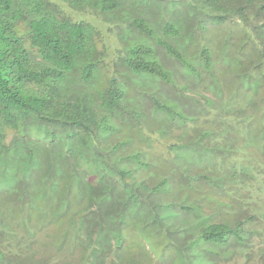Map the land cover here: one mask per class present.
Segmentation results:
<instances>
[{
	"label": "trees",
	"instance_id": "trees-1",
	"mask_svg": "<svg viewBox=\"0 0 264 264\" xmlns=\"http://www.w3.org/2000/svg\"><path fill=\"white\" fill-rule=\"evenodd\" d=\"M259 1L0 0V203L62 231L59 264H264ZM229 20L236 50L190 54ZM34 247L0 264H52Z\"/></svg>",
	"mask_w": 264,
	"mask_h": 264
},
{
	"label": "rangeland",
	"instance_id": "rangeland-1",
	"mask_svg": "<svg viewBox=\"0 0 264 264\" xmlns=\"http://www.w3.org/2000/svg\"><path fill=\"white\" fill-rule=\"evenodd\" d=\"M165 2L167 1H172V0H163ZM264 5V1H259L256 3L255 7H261ZM252 12H259V16L260 18L264 16V10L262 9V11L260 10V8H255L254 11ZM166 19H170L172 18V16L169 13H166L165 16ZM101 19H103V17H101ZM172 20V19H171ZM121 27L118 26L116 27V29H120ZM199 35L202 34L201 32L198 33ZM203 41L201 42H197L196 45H191L188 47L190 54L193 53V55H196V57L199 56L200 50L202 48L203 43L206 41V44H210L211 47H215V52H224V45L227 41V39H229L230 43L228 45L229 48H227V51H232V50H236L237 47L239 46V43L241 42V40L243 39V35H240V29L238 27V24L233 20H229L227 22V24H225L222 27H213V26H208L207 27V31L204 32L202 35ZM205 44V43H204ZM160 54L163 58V61L166 63V65L172 70V71H177L179 72V74H181L180 72V64L178 62H176V60L172 59V58H168L167 54H166V49L165 48H160ZM204 70V68H203ZM205 71V70H204ZM209 79V75L205 74L204 78L200 81H193V84L191 86V88H193L195 90V92H197L198 94H205V86H206V82ZM160 86V91L154 93L155 97H160L161 95H159V93L162 91H165L167 93H172L170 91V88L167 85H159ZM164 93V92H163ZM190 93V92H189ZM131 95H134V93H132ZM152 108L153 105H151V102H146V107L145 109H147V111L145 112V114L147 116L150 115V113L152 112ZM133 125V123H131ZM143 127H147V125L145 124V126ZM176 134V132L171 131L168 135L159 138V141L157 140L156 144H155V152L158 153L157 156H163V157H167V159H171L172 156H166L165 152L168 148L169 145H172L174 143H176L178 136ZM155 137V136H154ZM156 138V137H155ZM152 152L154 151H148V154H152ZM161 156L159 158H161ZM70 197L73 198L74 195L72 193H70ZM263 200V199H262ZM9 204V203H8ZM250 204V202L248 203ZM251 206V205H250ZM255 207H259L261 206V204H255ZM234 208L239 211L241 209H239L238 204L234 205ZM244 207H242L243 209ZM7 209V208H6ZM3 206L2 203H0V217H3L5 219L4 215H8V213H10V215L13 217L14 222H16L14 225H8L7 223H4L3 226L0 224V244L2 245V247L11 255L14 254H19L18 252H16V248H19V250L21 252H27V250H31L34 251L33 249H36L34 247V244L37 245L39 251L37 250L38 253L42 254L43 256H46V258L50 259L52 264H59L58 262H60V260L63 258V253L65 252V250H62V252H59V249H57L58 251H54L56 248L52 247V244H54L53 242H56L55 240L57 238H59V243L61 242V238L63 237V233L61 232H57L55 231V228H49V229H45L40 231L41 229L45 228L47 223L45 221L44 225L40 224L41 220H34L32 215H28L27 212H25L24 214H22L21 211L18 212H14V211H10V210H6ZM249 210V209H248ZM247 211V210H246ZM244 212L243 210L241 211V213ZM240 213V214H241ZM226 216V213H225ZM46 220L47 219V215H46ZM57 233V234H56ZM53 234V235H52ZM48 235L50 236V242L52 241V243H50V245H43V240L42 239H46L48 237ZM49 242V241H48ZM49 246V247H48ZM258 247V245H257ZM35 252V251H34ZM74 261L76 262V258L75 256H73ZM63 263V262H62ZM64 264V263H63ZM145 264H155V261L150 262L148 260L145 261ZM221 264H246L245 260L242 258H237L234 257L233 260L231 262H227L224 263L222 262Z\"/></svg>",
	"mask_w": 264,
	"mask_h": 264
}]
</instances>
